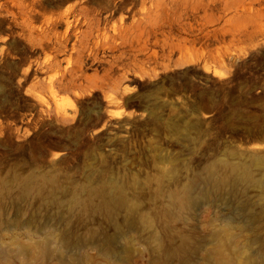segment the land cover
I'll list each match as a JSON object with an SVG mask.
<instances>
[{"label":"rangeland","instance_id":"374dc122","mask_svg":"<svg viewBox=\"0 0 264 264\" xmlns=\"http://www.w3.org/2000/svg\"><path fill=\"white\" fill-rule=\"evenodd\" d=\"M251 67L264 0H0V264H213L221 242L263 263L261 188L209 178L215 160L264 172L232 92ZM29 175L55 184L22 195ZM101 181L131 204L71 206Z\"/></svg>","mask_w":264,"mask_h":264},{"label":"bare ground","instance_id":"6f19581e","mask_svg":"<svg viewBox=\"0 0 264 264\" xmlns=\"http://www.w3.org/2000/svg\"><path fill=\"white\" fill-rule=\"evenodd\" d=\"M76 14H77V12H76ZM68 17H70V15H68ZM84 20H86V19H84ZM88 22H89V19H88ZM68 28H70V23H68ZM81 40H83V39H81ZM87 45H88V43H87ZM71 46H72V43H71ZM64 48H66V47H64ZM69 54L70 55H68V56H71V52H69ZM86 56H88V55H86ZM87 61H88V59H87ZM66 64H68V62H66ZM209 168H210L209 169V171H210L209 178L218 179L221 183H225L226 181L229 182L231 180H234L236 183H244L248 188L258 187V188H261V191H262L261 196H264V172L261 175H255L254 172L252 171L249 163L242 162V161H234V160H229V159L215 160L212 164L209 165ZM219 171L225 172L226 175H221ZM18 182H19L20 191H21L22 195H27V194L31 195L34 193H41V190L44 189L46 187V185L55 184L54 179L47 180V179L39 178L35 175H29L27 177H20L18 179ZM39 182H41L42 185H40ZM86 196H87L86 198H83L79 194H77L74 197H72V199L69 202H70L71 206H73V207L78 205V206H84L85 208H87L90 206L93 207V205L95 203V199L98 198L101 201V208L106 211V214L108 217H114L117 215V211L119 210V205L121 207H125L126 205L131 204V202L129 200L128 193L122 184H116V186L114 188H112V191H111V189L107 186L106 182L101 181L98 184V186L88 188ZM191 197H192V187L191 186H187L182 191H179L173 195L175 202L179 206H181L182 208L189 206V202H190ZM60 202H61V204L65 205V203L67 201L61 199ZM240 229L242 230L243 227H240ZM219 244L220 245L218 247H215L213 249V251L210 255L211 259L213 260V264H259L258 258H257L255 253H251L249 255H246L243 258L234 259L233 257H231L230 255H228L226 253L225 244L223 242H221ZM252 245H259V243H258V241L257 242H255V241L250 242L249 241L248 246H247L248 249H250ZM98 253H99V255H101V254H102V256L104 255L101 251H99ZM104 256L106 257V255H104ZM106 258L110 259V257H108V256ZM261 264H264V262Z\"/></svg>","mask_w":264,"mask_h":264},{"label":"trees","instance_id":"16d2710c","mask_svg":"<svg viewBox=\"0 0 264 264\" xmlns=\"http://www.w3.org/2000/svg\"><path fill=\"white\" fill-rule=\"evenodd\" d=\"M251 72L241 75L237 73L236 79L244 78L246 85L243 90H239L238 86L233 87L232 92L236 96L237 106L245 110L246 113L258 116L259 124L257 128H253L250 132L244 134L249 135L251 139H255L264 135V68H253ZM223 96V93H221Z\"/></svg>","mask_w":264,"mask_h":264}]
</instances>
